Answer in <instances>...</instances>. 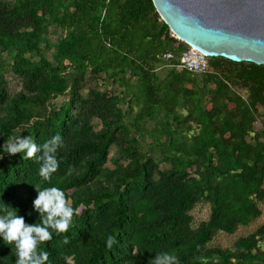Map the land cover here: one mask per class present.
<instances>
[{
	"label": "trees",
	"instance_id": "obj_1",
	"mask_svg": "<svg viewBox=\"0 0 264 264\" xmlns=\"http://www.w3.org/2000/svg\"><path fill=\"white\" fill-rule=\"evenodd\" d=\"M188 48L153 0H0V145L59 136L49 181L43 159L0 151V215H25L33 184L75 210L37 243L42 264H264V65L209 56L195 72Z\"/></svg>",
	"mask_w": 264,
	"mask_h": 264
},
{
	"label": "water",
	"instance_id": "obj_2",
	"mask_svg": "<svg viewBox=\"0 0 264 264\" xmlns=\"http://www.w3.org/2000/svg\"><path fill=\"white\" fill-rule=\"evenodd\" d=\"M179 39L207 56L264 65V0H153Z\"/></svg>",
	"mask_w": 264,
	"mask_h": 264
},
{
	"label": "clouds",
	"instance_id": "obj_3",
	"mask_svg": "<svg viewBox=\"0 0 264 264\" xmlns=\"http://www.w3.org/2000/svg\"><path fill=\"white\" fill-rule=\"evenodd\" d=\"M59 136L54 137L50 142L37 145L29 136L16 137L14 142L5 141L0 145V151L8 156H14L19 153L22 159H35L40 164L38 169L39 177L42 181H49L51 174L58 168V160L49 152H54L55 148H49V143L55 144ZM45 149L43 156H37V153ZM36 196L31 201V208L25 215H20L19 210L5 211L0 215V240L4 245L15 249V264H42V261L48 260V253L41 252L36 254L38 242L50 241L53 234H61L68 231L73 222L75 210L67 203L64 191L56 186L40 187L33 184ZM32 213H36L35 220H31ZM39 218L40 223H35ZM31 220V222H29ZM50 229L54 230L50 231ZM115 237L109 236L107 246L112 247ZM154 264H178L174 255L164 253L157 255Z\"/></svg>",
	"mask_w": 264,
	"mask_h": 264
},
{
	"label": "built area",
	"instance_id": "obj_4",
	"mask_svg": "<svg viewBox=\"0 0 264 264\" xmlns=\"http://www.w3.org/2000/svg\"><path fill=\"white\" fill-rule=\"evenodd\" d=\"M166 58H173V53L165 54ZM181 65L195 72H205L210 68L209 56L194 46L189 48L182 54L180 58Z\"/></svg>",
	"mask_w": 264,
	"mask_h": 264
},
{
	"label": "rangeland",
	"instance_id": "obj_5",
	"mask_svg": "<svg viewBox=\"0 0 264 264\" xmlns=\"http://www.w3.org/2000/svg\"><path fill=\"white\" fill-rule=\"evenodd\" d=\"M57 37V36H56ZM55 37V38H56ZM164 68H161V72L163 73V70ZM163 70V71H162ZM7 78L11 81V84H12V87H19L20 86V82H19V79L13 74V73H8L7 74ZM20 88V87H19ZM87 92V91H85ZM62 101V98L58 99L57 102L60 103ZM96 124H97V129H100L102 124H101V121L99 119H96L95 120ZM116 154V151L115 149L112 150L111 154H110V157L114 156ZM108 166L110 167H114L115 165L112 163L111 160L108 161L107 163ZM209 213V209L208 207L206 208H203V209H198L196 210V214L199 216V217H207ZM264 222V214L263 216L260 218V220L258 221V223H262ZM218 242H220L221 244H227L229 241H230V237L227 236V235H220L217 239Z\"/></svg>",
	"mask_w": 264,
	"mask_h": 264
}]
</instances>
